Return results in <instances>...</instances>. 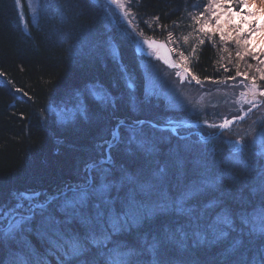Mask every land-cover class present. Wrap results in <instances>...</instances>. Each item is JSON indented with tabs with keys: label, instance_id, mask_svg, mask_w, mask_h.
I'll return each mask as SVG.
<instances>
[{
	"label": "snow or ice",
	"instance_id": "1",
	"mask_svg": "<svg viewBox=\"0 0 264 264\" xmlns=\"http://www.w3.org/2000/svg\"><path fill=\"white\" fill-rule=\"evenodd\" d=\"M108 3L132 24L130 17L134 13L129 7L132 0H108ZM193 7L201 9L191 17L200 33L208 37L218 33L221 41L242 45L243 52L236 53L241 58L251 56L259 60L264 54V0H210V3H197ZM155 19L158 21L159 17ZM147 43L152 46L151 42ZM105 47L107 54L118 61V45L109 38ZM259 62L264 63V60ZM257 71L264 79V69ZM121 73L130 96L135 95L136 81L126 67H121ZM5 75L0 72V76ZM256 88L253 76L254 95ZM15 90L28 96L23 88ZM85 97L102 106L115 103L105 85L94 82L76 93L77 103L71 111L50 104L49 112L55 113L62 123L78 117L88 119L89 105ZM250 103L248 112L259 106L254 101ZM247 114L233 116L219 124L209 123L207 119L203 123L211 129L228 130ZM41 117L44 118L43 110ZM182 127L191 126L183 121H169L165 129L160 122L148 119L118 120L110 129L109 138L97 145L98 158L85 162L77 181L67 182L53 193H14V204L0 202V245L7 243L15 249L14 264H51L53 260L55 264H73L74 261L79 264H161L157 257L178 237L181 242L192 239L197 246L223 245L224 264H264V166L245 178L233 177L232 188L225 190L220 173L213 172L202 159L189 160L178 149L167 160L155 159V168L150 171L147 169L151 161L132 168L118 164L113 157V149L123 145L129 154L135 152L155 158L160 152V142H170L172 137L187 141L192 133L181 135ZM165 131L170 135L157 136ZM255 132V128H249L229 141L234 158L243 157L246 149L255 146L259 148L256 154L264 158V130L252 135ZM201 141L207 142L204 137ZM190 151L186 143L184 152ZM189 163L191 168H188ZM161 217L172 219L166 226L141 232L144 225ZM133 233L135 243L126 239ZM32 237L40 242L42 250L35 247ZM93 253L91 260L83 259ZM146 253L153 258L141 260Z\"/></svg>",
	"mask_w": 264,
	"mask_h": 264
},
{
	"label": "trees",
	"instance_id": "2",
	"mask_svg": "<svg viewBox=\"0 0 264 264\" xmlns=\"http://www.w3.org/2000/svg\"><path fill=\"white\" fill-rule=\"evenodd\" d=\"M134 1L135 9L139 11L137 19H148L163 26L178 20L185 7L193 2ZM27 6L26 0H19V3L17 0H0V72L6 74L0 76V202L5 204L15 203L14 193H53L65 183L77 181L85 162L98 158L97 145L109 138L110 129L118 120L167 121L164 119L167 117L166 105L162 101L145 100V76L136 47L125 30L111 23L102 2L39 0L35 22L30 20ZM156 17H159L158 21ZM109 38L119 47L118 61L107 54L105 42ZM198 63L196 68L200 75L218 77V56L212 46L201 48ZM121 67H126L136 81L135 95L130 96L126 89ZM9 80L13 83L9 84ZM94 82L105 85L115 98L114 104L102 106L85 97L89 118L78 117L65 123L49 112L50 104L71 111L77 103L76 93ZM16 88H23L28 96L16 92ZM42 110L44 118L41 117ZM260 117V113L253 116L254 119ZM232 131L228 139L233 135ZM168 135L167 131L157 133L158 137ZM220 136L213 142L193 137L181 141L172 137L170 142L165 140L158 144L160 152L155 158L135 152L129 154L121 145L113 149V157L118 164L132 168L151 161L147 169L150 171L155 168V159L167 160L178 149L189 160L202 159L208 163L213 172L222 175L223 187L228 190L234 184L233 177L245 178L254 174L253 170L258 173L264 163L263 158L258 159L252 151L234 158L227 139ZM186 143L191 148L188 153L184 152ZM188 168H191L190 163ZM171 219L161 217L144 225L141 232L166 226ZM31 239L35 247L41 249L40 242L35 237ZM126 239L135 243L136 234ZM223 247L197 246L192 239L181 242L177 237V241L169 242L157 259L161 264H224ZM14 251L7 243L0 245V264H14ZM92 255L94 253L83 259L91 260ZM152 258L147 253L140 257L144 261Z\"/></svg>",
	"mask_w": 264,
	"mask_h": 264
},
{
	"label": "rangeland",
	"instance_id": "3",
	"mask_svg": "<svg viewBox=\"0 0 264 264\" xmlns=\"http://www.w3.org/2000/svg\"><path fill=\"white\" fill-rule=\"evenodd\" d=\"M26 1L30 20L35 22L39 0ZM98 1L104 5L111 23L125 30L124 32L132 39L134 47L141 45L139 63L145 76L143 88L145 100L155 103L162 101L166 105L164 110L167 117L164 119L167 121L162 123L183 121V124L198 126L204 131V134L211 135L215 129L208 128L203 120L207 119L209 123L219 124L220 120L224 118L247 112L251 107L250 102L254 101L259 105L255 111H261V117L258 119L251 118L247 121L245 120L246 117L245 121L242 120L244 124L236 129L234 128L237 124L233 123L231 128L223 131V135L219 138H226L225 141L231 146L229 141L243 135L249 128L256 129L252 135L264 130V95H260L264 92V79H261L262 73L257 71V69H264V63L259 62V60H264V54L260 55L259 60L251 56L241 58L236 53L237 51L243 52L242 45H237L234 41H221L218 33L212 37L200 33L198 31L199 26L191 17H195L201 9L194 8L193 5L197 3L207 4L210 3V0H193L185 7L178 20L169 26H163L159 23L156 25L148 19H141V21L137 19L139 11L135 9L134 0L129 6L134 13L130 17L131 25L127 23L122 12L114 6H109L108 0ZM20 7L26 22L22 6L20 5ZM233 7L239 10L238 5L234 4ZM207 15L208 13L205 12L206 18ZM151 39L167 42L173 58L181 66L175 69V66H171L158 54L156 55L160 50L151 49L147 43ZM144 41H147V44L142 43ZM201 41L204 43L201 44ZM205 45L212 46L217 53L220 68L218 77H203L197 71L199 51ZM151 50L153 53H147ZM237 73H246L247 75H238ZM182 74H186V76L182 78ZM253 76L256 77L257 85L255 95L251 90ZM149 93H154V95H149ZM230 130H233V135H230L231 137L228 139ZM192 137L201 140L197 133L193 134ZM215 138L208 142L215 141ZM247 151L258 153L259 148L258 146L249 147L246 149ZM202 152L206 153L205 151ZM258 159L261 157L258 156ZM261 160L264 163V158Z\"/></svg>",
	"mask_w": 264,
	"mask_h": 264
},
{
	"label": "water",
	"instance_id": "4",
	"mask_svg": "<svg viewBox=\"0 0 264 264\" xmlns=\"http://www.w3.org/2000/svg\"><path fill=\"white\" fill-rule=\"evenodd\" d=\"M166 59L172 61V57L169 53L166 55Z\"/></svg>",
	"mask_w": 264,
	"mask_h": 264
},
{
	"label": "flooded vegetation",
	"instance_id": "5",
	"mask_svg": "<svg viewBox=\"0 0 264 264\" xmlns=\"http://www.w3.org/2000/svg\"><path fill=\"white\" fill-rule=\"evenodd\" d=\"M178 67H180V66H178ZM178 69V68H177Z\"/></svg>",
	"mask_w": 264,
	"mask_h": 264
}]
</instances>
